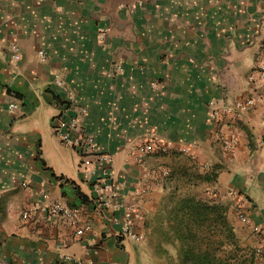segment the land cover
<instances>
[{
  "label": "crops",
  "instance_id": "crops-1",
  "mask_svg": "<svg viewBox=\"0 0 264 264\" xmlns=\"http://www.w3.org/2000/svg\"><path fill=\"white\" fill-rule=\"evenodd\" d=\"M263 61L264 0H0V264H264ZM60 115L109 156L93 176ZM107 167L118 209L94 199Z\"/></svg>",
  "mask_w": 264,
  "mask_h": 264
},
{
  "label": "built area",
  "instance_id": "built-area-1",
  "mask_svg": "<svg viewBox=\"0 0 264 264\" xmlns=\"http://www.w3.org/2000/svg\"><path fill=\"white\" fill-rule=\"evenodd\" d=\"M101 39L105 38L106 31L105 29H102L101 32ZM12 49L14 51V56L18 55L19 47L17 45H13ZM40 55L42 58L46 57L45 52L42 50L40 51ZM118 68L121 70L122 67L118 66ZM259 74L260 79L262 81V84L264 85V61L259 66ZM60 84H63L62 80H57ZM255 104V98L250 97L246 100H238L234 102L233 104H227L225 105L222 110H215L213 112V118H217L220 116L221 113H235V114H241L243 111H246L250 107H252ZM11 108H16L17 104L12 103L10 104ZM77 126V119L75 118H66L63 115H60L54 119L53 123V130L54 132L60 136L63 142H65L68 145H71L73 147H77L81 149L82 155L85 157L82 162V168L86 175L93 176L97 169V160H105L110 161L109 156L106 155H97L98 152V144L95 140L93 135H75L73 133V128ZM236 140L235 139H226L224 140V145L227 149L232 150L235 146ZM138 150L141 155L146 154H157L160 152H167L169 150V144L167 142H161V141H146L142 143ZM89 154H94L96 156L95 160L88 159ZM99 158L97 159V157ZM114 171L110 168H104L102 170V176L99 177L94 183H93V194L94 199L101 205L106 207H112L115 209H118L121 207V203L118 200V194H119V186L113 179ZM146 187L143 186L141 188V191H145ZM232 193H236L234 190ZM45 210H48L50 214L52 215H60L65 218H67L70 223L77 228V234H83L84 232L91 229V225L89 223H83L81 219V211L79 207H71L68 206L62 202H56L53 204H50L48 206L44 207ZM32 210H25L23 212L24 216L30 215V212ZM137 214L134 207H127L125 210V219L123 222V228L122 233L126 234L127 236L139 240L142 238L141 234H137L133 230V217ZM256 229L258 227L256 226Z\"/></svg>",
  "mask_w": 264,
  "mask_h": 264
},
{
  "label": "trees",
  "instance_id": "trees-1",
  "mask_svg": "<svg viewBox=\"0 0 264 264\" xmlns=\"http://www.w3.org/2000/svg\"><path fill=\"white\" fill-rule=\"evenodd\" d=\"M82 197H83L84 201H87V197L85 195L82 194ZM197 215H199V216L201 215L200 210L197 211Z\"/></svg>",
  "mask_w": 264,
  "mask_h": 264
}]
</instances>
